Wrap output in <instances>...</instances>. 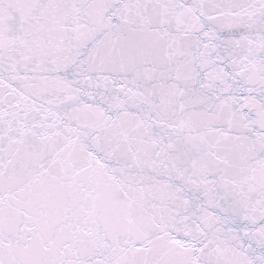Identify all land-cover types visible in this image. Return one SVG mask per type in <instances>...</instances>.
I'll use <instances>...</instances> for the list:
<instances>
[{"label":"snow or ice","instance_id":"snow-or-ice-1","mask_svg":"<svg viewBox=\"0 0 264 264\" xmlns=\"http://www.w3.org/2000/svg\"><path fill=\"white\" fill-rule=\"evenodd\" d=\"M0 264H264V0H0Z\"/></svg>","mask_w":264,"mask_h":264}]
</instances>
